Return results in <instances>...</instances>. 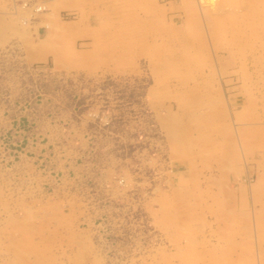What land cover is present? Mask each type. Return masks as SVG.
Returning a JSON list of instances; mask_svg holds the SVG:
<instances>
[{
    "label": "rangeland",
    "instance_id": "rangeland-1",
    "mask_svg": "<svg viewBox=\"0 0 264 264\" xmlns=\"http://www.w3.org/2000/svg\"><path fill=\"white\" fill-rule=\"evenodd\" d=\"M13 1L0 264H264V0H51L44 14ZM45 98L113 122L118 198L14 177L13 123Z\"/></svg>",
    "mask_w": 264,
    "mask_h": 264
},
{
    "label": "crops",
    "instance_id": "crops-1",
    "mask_svg": "<svg viewBox=\"0 0 264 264\" xmlns=\"http://www.w3.org/2000/svg\"><path fill=\"white\" fill-rule=\"evenodd\" d=\"M57 69L64 71L66 67ZM21 117L13 123L20 148L13 161L14 177L22 183L31 181L32 187L40 184L44 188H96L99 201L118 198L122 192L118 180L128 178L129 172L124 159L113 151V143H122L116 139H123L113 131V122L97 110L78 114L67 101L55 98L52 102L48 98L41 100L34 109H25ZM141 175L144 177V173Z\"/></svg>",
    "mask_w": 264,
    "mask_h": 264
},
{
    "label": "bare ground",
    "instance_id": "bare-ground-1",
    "mask_svg": "<svg viewBox=\"0 0 264 264\" xmlns=\"http://www.w3.org/2000/svg\"><path fill=\"white\" fill-rule=\"evenodd\" d=\"M17 1V0H16ZM51 0H21V2H22V4L21 5H19V6H17L16 4H15V2L13 1L10 5V8H13V10L14 11H17L18 9H22V8H28L30 11H32L33 13H35V14H44L45 12H46V9H47V4H48V2H50ZM11 2V1H10ZM19 3H20V1H18ZM18 3V4H19ZM28 10V11H29ZM20 12V11H19ZM32 12H30L29 14H31ZM22 13H25V12H22ZM21 13V14H22ZM32 13V14H33ZM40 16V15H39ZM26 21V20H25ZM86 118V117H85ZM83 119V118H82ZM86 120V119H85ZM84 120V121H85ZM88 124V123H87ZM88 128V127H87ZM84 129H86V128H84ZM82 130H83V128H82ZM85 131V130H84ZM61 132V131H60ZM87 132V131H86ZM90 133V132H89ZM80 135H82V134H80ZM88 136V135H87ZM61 143V142H60ZM62 144V143H61ZM63 145V144H62ZM89 149H91V148H89ZM92 151V150H91ZM58 152V151H57ZM57 154V153H56ZM89 155V154H88ZM54 159H56V158H54ZM26 161V160H25ZM54 161V160H53ZM55 162V161H54ZM63 163V162H62ZM63 166V165H62ZM61 166V167H62ZM59 167V166H58ZM51 168V167H50ZM81 168V167H80ZM66 169H68V168H66ZM66 169H64V170H66ZM79 171V170H78ZM80 173H82V172H80ZM63 174H65L64 172H63ZM75 174V173H74ZM78 174V173H77ZM66 175V174H65ZM76 175V174H75ZM79 175V174H78ZM77 175V176H78ZM80 175H83V174H80ZM64 176V175H63ZM65 177V176H64ZM81 178V177H80ZM115 180V179H114ZM73 181V180H72ZM113 183V182H112ZM181 185V184H180ZM112 188V187H111ZM114 188H116V187H114ZM109 189V188H108ZM117 189V188H116ZM116 189L114 190V192L115 193H117L116 192ZM98 190H99V188H98ZM113 190V189H112ZM110 191V190H109ZM102 193V192H101ZM110 193V192H109ZM112 193V192H111ZM110 193V194H111ZM107 195V194H106ZM114 195V194H113ZM116 195V194H115ZM114 195V196H115ZM47 196H49V195H47ZM108 197V196H107ZM103 198H105V197H103ZM48 200H50V199H48ZM46 202V201H45ZM48 202H51V201H48Z\"/></svg>",
    "mask_w": 264,
    "mask_h": 264
},
{
    "label": "built area",
    "instance_id": "built-area-1",
    "mask_svg": "<svg viewBox=\"0 0 264 264\" xmlns=\"http://www.w3.org/2000/svg\"><path fill=\"white\" fill-rule=\"evenodd\" d=\"M22 4L21 0H20V5Z\"/></svg>",
    "mask_w": 264,
    "mask_h": 264
}]
</instances>
